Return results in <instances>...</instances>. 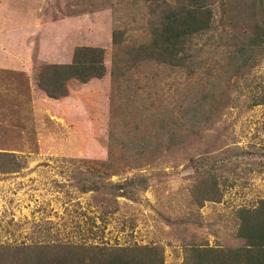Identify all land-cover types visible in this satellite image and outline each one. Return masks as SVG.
Returning a JSON list of instances; mask_svg holds the SVG:
<instances>
[{
	"label": "rangeland",
	"instance_id": "obj_1",
	"mask_svg": "<svg viewBox=\"0 0 264 264\" xmlns=\"http://www.w3.org/2000/svg\"><path fill=\"white\" fill-rule=\"evenodd\" d=\"M188 5L212 9L209 28L168 48L163 23ZM77 46L102 49V76L49 97L43 68ZM263 203L264 0H0L6 264L84 242L189 264L199 245L243 248L242 210L256 224Z\"/></svg>",
	"mask_w": 264,
	"mask_h": 264
},
{
	"label": "trees",
	"instance_id": "obj_2",
	"mask_svg": "<svg viewBox=\"0 0 264 264\" xmlns=\"http://www.w3.org/2000/svg\"><path fill=\"white\" fill-rule=\"evenodd\" d=\"M183 12L176 11L163 23L164 44L176 49L180 39L209 28L213 11L203 5L181 6ZM48 84L43 83L40 75L39 84L52 98L65 92L64 81L75 78L80 82L88 81L103 74L102 49L99 47L77 46L73 51L72 61L64 64H52L43 68ZM211 188L202 191V199L212 200L216 192ZM215 193V195H213ZM264 204V203H263ZM247 209L242 210V221L238 234L245 240L243 248L222 249L196 246L190 249L189 264H264V216L258 223H252L247 216ZM264 214V211H263ZM18 256L27 254L17 264H163L159 249L149 245H108L101 243H72L50 246L44 244L39 251L27 253L25 247L18 248ZM31 256H29V255ZM14 254H12L13 256ZM5 255L0 250V264H6Z\"/></svg>",
	"mask_w": 264,
	"mask_h": 264
}]
</instances>
